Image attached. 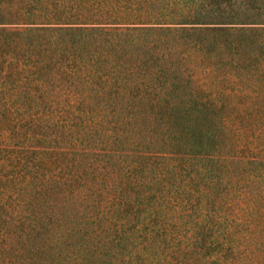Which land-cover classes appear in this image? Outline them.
<instances>
[{
	"label": "trees",
	"instance_id": "obj_1",
	"mask_svg": "<svg viewBox=\"0 0 264 264\" xmlns=\"http://www.w3.org/2000/svg\"><path fill=\"white\" fill-rule=\"evenodd\" d=\"M256 1L0 0V264H264Z\"/></svg>",
	"mask_w": 264,
	"mask_h": 264
},
{
	"label": "rangeland",
	"instance_id": "obj_2",
	"mask_svg": "<svg viewBox=\"0 0 264 264\" xmlns=\"http://www.w3.org/2000/svg\"><path fill=\"white\" fill-rule=\"evenodd\" d=\"M120 2H124V1H127V0H119ZM253 6V7H251ZM249 9H251V11H248V14H244L242 13L241 14V18L243 19H248V20H251V19H254V20H258V21H264V16L262 17H256L258 14H262L264 15V0H257L256 3H253V5H251ZM206 16H204V21L206 22H211L213 21L212 18L210 17H207V13H204ZM248 16H251V18H248Z\"/></svg>",
	"mask_w": 264,
	"mask_h": 264
}]
</instances>
